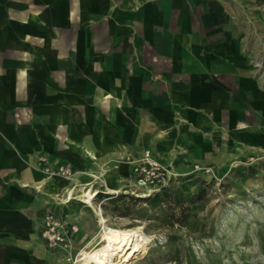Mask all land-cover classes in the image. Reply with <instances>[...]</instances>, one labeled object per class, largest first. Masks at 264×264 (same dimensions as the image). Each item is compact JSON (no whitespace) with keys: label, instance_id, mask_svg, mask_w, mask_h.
I'll list each match as a JSON object with an SVG mask.
<instances>
[{"label":"crops","instance_id":"0c3cea01","mask_svg":"<svg viewBox=\"0 0 264 264\" xmlns=\"http://www.w3.org/2000/svg\"><path fill=\"white\" fill-rule=\"evenodd\" d=\"M221 113L264 122V0H0V264H68L39 234L66 185L43 165L85 184Z\"/></svg>","mask_w":264,"mask_h":264},{"label":"rangeland","instance_id":"374dc122","mask_svg":"<svg viewBox=\"0 0 264 264\" xmlns=\"http://www.w3.org/2000/svg\"><path fill=\"white\" fill-rule=\"evenodd\" d=\"M225 116L203 121L189 143L178 136L162 152L139 146L133 159L88 165L82 172L99 173L94 181L83 184L72 169L57 176L65 188L44 194L38 210L47 246L63 262L81 264L77 255L101 246L104 226L136 246L126 264H264V122L233 130Z\"/></svg>","mask_w":264,"mask_h":264},{"label":"bare ground","instance_id":"6f19581e","mask_svg":"<svg viewBox=\"0 0 264 264\" xmlns=\"http://www.w3.org/2000/svg\"><path fill=\"white\" fill-rule=\"evenodd\" d=\"M82 174L92 178L93 181L98 178V174L95 173L82 172ZM87 185H91V183ZM84 189L85 188L80 189L82 193L80 197L85 199L83 200L84 202L90 203L92 198L91 191L89 189L85 192ZM72 192L73 191H71L70 196ZM100 240L102 241L101 246L94 250H82L80 254L77 255L78 257L75 262H80L81 264H118V262L121 261V263L126 264L132 257L131 253L136 249V246L127 239L125 233L117 229L102 226Z\"/></svg>","mask_w":264,"mask_h":264},{"label":"built area","instance_id":"2783aa9c","mask_svg":"<svg viewBox=\"0 0 264 264\" xmlns=\"http://www.w3.org/2000/svg\"><path fill=\"white\" fill-rule=\"evenodd\" d=\"M40 163L44 164L45 159L41 158ZM42 171L47 175V176H60V177H69L72 174L71 168L68 166H63V167H58L57 169L52 170L46 165L42 166Z\"/></svg>","mask_w":264,"mask_h":264}]
</instances>
